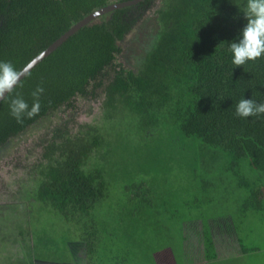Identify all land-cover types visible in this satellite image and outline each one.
Returning a JSON list of instances; mask_svg holds the SVG:
<instances>
[{"label": "trees", "instance_id": "obj_1", "mask_svg": "<svg viewBox=\"0 0 264 264\" xmlns=\"http://www.w3.org/2000/svg\"><path fill=\"white\" fill-rule=\"evenodd\" d=\"M124 1L128 0H0V61H10L19 71L80 19ZM154 1L110 11L81 27L35 64L14 92L0 101V150L48 115L62 114L46 134L44 163H40L44 169L35 200L87 230L82 231L85 235L96 224L89 211L107 194V170L117 165L111 157L106 168L88 159L98 153L100 159L111 155L118 161L124 153L113 149L122 146L132 147L136 155L138 148L145 149L141 158L147 162L159 158V168L149 172L168 177L170 164L175 163L204 188L213 174L217 190L229 185L244 192L241 213L263 210L262 185L255 183H261L264 175V115L239 118L235 109L241 98L264 102V57L235 66L229 50L247 23L243 13L247 0ZM145 20L153 32L151 43L138 61L125 65L120 61L123 40ZM38 85L45 89L39 114L17 122L10 112L11 100L19 94L31 107V93ZM74 99L99 103L102 118L110 124L88 126L82 135L77 133L82 126L73 131L69 112ZM148 143L164 151L158 154L157 147H146ZM132 182L134 191L127 193L144 202L149 190ZM190 224L188 233L197 235L202 259L207 261L222 254V248L216 251L217 240L235 236L227 215L207 225L199 220ZM212 228H218L216 234ZM88 236L81 245L92 246L95 234ZM241 250L255 249L243 246ZM91 251L90 247L86 254ZM159 261L176 263L169 249L158 255Z\"/></svg>", "mask_w": 264, "mask_h": 264}, {"label": "rangeland", "instance_id": "obj_2", "mask_svg": "<svg viewBox=\"0 0 264 264\" xmlns=\"http://www.w3.org/2000/svg\"><path fill=\"white\" fill-rule=\"evenodd\" d=\"M145 15L148 17L149 13ZM149 25L146 20L141 21L125 37L120 58L123 64L131 66L148 49L153 35ZM102 111L101 105L93 100L74 99L69 112L73 114L72 130L76 131L82 126L77 130L82 135L88 126L109 125L102 118ZM61 117L60 113L48 115L15 136L0 150V264H34L35 261L157 264L158 255L163 256L166 249L170 250L176 264H264V206L260 211L247 210L241 213L244 192L232 189L229 185L217 190L212 185L215 183L213 174L207 178L208 184L204 188L194 176H189L175 163L170 164L168 177L161 172L159 175L152 173L159 168L160 159L145 161L141 158L145 149L138 148L140 153L136 155L130 146L116 147L113 150L119 149L118 152L124 153L118 161L111 155L100 159L101 154L91 153L88 159L90 164L97 162L98 167L105 165L106 168L111 157L117 165L111 171L107 170V194L92 212L89 211L90 218L96 224H90L86 235L82 231L87 230L66 221L49 205L36 201L35 190L44 169L41 166L44 164L40 163H44L41 154L46 134L50 133L51 126ZM148 144V148L155 150L157 147L155 152L158 154L164 151L160 153L161 147L157 144ZM180 156H185L183 150ZM90 164L86 167H90ZM181 165L185 166V163ZM126 177L149 190L144 202L127 193L134 191L135 183ZM261 177V183H255L262 185L260 199L264 197V175ZM128 211L129 214H126ZM225 215L232 218L235 236L226 238L223 234L225 237L218 238L220 245L218 250L215 249L219 253L222 248V254H217L219 258L211 262L202 261L204 252L201 253L198 248L200 242L197 235L188 233L193 225L190 223L199 220L207 225L211 220ZM84 217L87 215L81 219ZM211 231L216 234L218 228H212ZM88 234L93 238L95 234L96 238L90 245L92 251L86 254L90 247L81 243L89 239ZM201 241L205 243V240ZM228 245H231L230 249ZM243 246L254 248L256 252L243 253ZM26 257L29 260L26 261Z\"/></svg>", "mask_w": 264, "mask_h": 264}, {"label": "clouds", "instance_id": "obj_3", "mask_svg": "<svg viewBox=\"0 0 264 264\" xmlns=\"http://www.w3.org/2000/svg\"><path fill=\"white\" fill-rule=\"evenodd\" d=\"M243 13L247 23L237 41L229 45L233 55L232 63L235 66L264 57V0H247ZM20 79V72L10 61H0V101L14 92ZM44 91L43 85L35 88L31 93L33 98L31 107L23 96L16 94L10 102V112L17 122H22L25 117L31 119L39 114L40 98ZM235 115L239 118L260 117L264 115V102H257L253 98H241L236 104Z\"/></svg>", "mask_w": 264, "mask_h": 264}, {"label": "water", "instance_id": "obj_4", "mask_svg": "<svg viewBox=\"0 0 264 264\" xmlns=\"http://www.w3.org/2000/svg\"><path fill=\"white\" fill-rule=\"evenodd\" d=\"M142 0H128L124 2H115L112 4H108L102 8H99L95 11H92L74 25H72L68 30H66L62 35H60L57 39H55L50 45H48L42 52L32 58L26 65H24L20 70L21 78L39 61H41L44 57H46L50 52H52L57 46H59L63 41H65L69 36H71L74 32H76L81 27L87 25L92 22L97 17L104 15L110 11L128 7L131 5H135Z\"/></svg>", "mask_w": 264, "mask_h": 264}, {"label": "crops", "instance_id": "obj_5", "mask_svg": "<svg viewBox=\"0 0 264 264\" xmlns=\"http://www.w3.org/2000/svg\"><path fill=\"white\" fill-rule=\"evenodd\" d=\"M218 250V249H217ZM234 250H236V249H234ZM259 251V250H258ZM252 252H256V249L254 250V251H252ZM236 254H237V252H236ZM219 255H217V257L214 259V260H208L209 262H211V261H215L217 258H219L218 257ZM205 259H202V261H204ZM207 261V260H206ZM158 264H163V262H161V261H159L158 262ZM174 264H176V263H174Z\"/></svg>", "mask_w": 264, "mask_h": 264}]
</instances>
